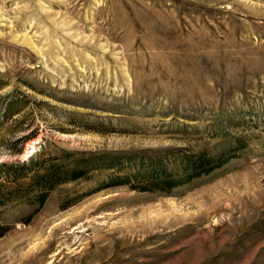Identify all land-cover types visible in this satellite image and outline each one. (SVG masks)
Masks as SVG:
<instances>
[{
  "label": "rangeland",
  "instance_id": "374dc122",
  "mask_svg": "<svg viewBox=\"0 0 264 264\" xmlns=\"http://www.w3.org/2000/svg\"><path fill=\"white\" fill-rule=\"evenodd\" d=\"M33 158L82 172L0 207V264H264V0H0V163Z\"/></svg>",
  "mask_w": 264,
  "mask_h": 264
},
{
  "label": "trees",
  "instance_id": "16d2710c",
  "mask_svg": "<svg viewBox=\"0 0 264 264\" xmlns=\"http://www.w3.org/2000/svg\"><path fill=\"white\" fill-rule=\"evenodd\" d=\"M41 151L37 153L39 156ZM35 158L31 159L29 162H17L15 164L9 165L7 163H0V207L6 205L10 201L19 200L24 203L34 202L37 205H43L46 200L48 193L54 189L57 185L66 183L69 180L76 178L81 175L82 171H76L66 169L65 167L50 164L49 167L44 169L43 173L36 175L33 178V169L37 166L34 162ZM208 163H203L198 165V176L203 174H208L213 169H203ZM31 171V172H30ZM4 179L8 182H4ZM12 180V181H11ZM4 182V183H2ZM10 182L16 185L14 190H10ZM161 183L158 186L161 190L171 189L174 185H171L168 189L164 187ZM1 217V214H0ZM9 227L3 225L0 221V237L5 235Z\"/></svg>",
  "mask_w": 264,
  "mask_h": 264
}]
</instances>
